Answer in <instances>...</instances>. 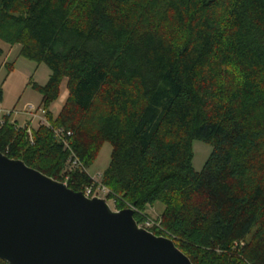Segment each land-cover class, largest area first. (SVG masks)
I'll return each instance as SVG.
<instances>
[{
  "label": "trees",
  "instance_id": "obj_1",
  "mask_svg": "<svg viewBox=\"0 0 264 264\" xmlns=\"http://www.w3.org/2000/svg\"><path fill=\"white\" fill-rule=\"evenodd\" d=\"M146 1L0 0V40L48 67L33 87L50 126L71 133L67 148L39 125L30 143L6 120L0 151L74 191L92 184L91 197L86 171L109 142L100 184L115 210L144 225L163 203L148 230L193 264H264V0ZM194 140L211 146L199 172Z\"/></svg>",
  "mask_w": 264,
  "mask_h": 264
},
{
  "label": "water",
  "instance_id": "obj_2",
  "mask_svg": "<svg viewBox=\"0 0 264 264\" xmlns=\"http://www.w3.org/2000/svg\"><path fill=\"white\" fill-rule=\"evenodd\" d=\"M0 260L7 264H193L173 240L140 226L131 207L0 151Z\"/></svg>",
  "mask_w": 264,
  "mask_h": 264
},
{
  "label": "rangeland",
  "instance_id": "obj_3",
  "mask_svg": "<svg viewBox=\"0 0 264 264\" xmlns=\"http://www.w3.org/2000/svg\"><path fill=\"white\" fill-rule=\"evenodd\" d=\"M146 4L147 6H166V3H160L155 0H147ZM149 10L151 12L155 11L152 7L149 8ZM19 50V44L11 45L0 40V108L7 110L14 108L15 110L23 111L25 106L29 103L41 105V95L33 86L34 84L40 86L44 85L50 74V70L44 63H37L21 57L19 55ZM66 96V80H63L58 99H56L49 106L52 114L56 115L58 113L64 100L66 99ZM42 115L44 116V112ZM16 118V128H22V126L25 125H30L34 128L39 126L37 124V120H32V117L28 118V115L25 113L17 115ZM111 149L112 147L109 142H103L95 159L88 166L86 171L91 177L93 184H98L94 192L101 198H103L106 193V191L102 188L103 186L100 184L101 174L105 171L109 164ZM192 150V166L195 171L199 172L211 152V146L204 141L194 140L192 142ZM65 178L67 177L65 176ZM91 186L93 187L92 184ZM92 187H88L86 189L87 193L89 190L91 191ZM108 204L112 209H114L112 201H108ZM163 208L164 204L157 201L152 206H147L144 212L150 220L155 222L154 220L160 216ZM250 236L251 234L242 241L235 239L234 246H241L250 238ZM192 254L196 257L198 256L195 251H193Z\"/></svg>",
  "mask_w": 264,
  "mask_h": 264
},
{
  "label": "built area",
  "instance_id": "obj_4",
  "mask_svg": "<svg viewBox=\"0 0 264 264\" xmlns=\"http://www.w3.org/2000/svg\"><path fill=\"white\" fill-rule=\"evenodd\" d=\"M43 112H44V110H43L42 105H35L33 103L27 104L23 111H18V110H15L14 108L11 109V110L0 108V127L5 123L6 120H8L12 124H15L16 123L15 120L17 119L16 118L17 115H21V113H25V114L28 115V118L32 117V120H37L38 121L37 122L38 125H44V126H46L48 128H51L53 133H54V135H55V137L58 140H60L65 147L69 148L67 137H69L71 133L68 131V132H66V134H64L61 129L52 128L50 126V124L47 122L45 116L42 115ZM22 127L26 128V134H27L28 140H29L30 143H32L33 142V140H32V130H33L34 127L33 126L31 127L30 125L29 126L25 125V126H22ZM68 162L70 163V167H72V168L80 167V162H79L78 158L76 157V155L73 152H71V154L69 156V159H68ZM102 188L105 191H107L105 187H102ZM90 192H91L90 190H89L88 193L86 191L85 194L88 195ZM93 196H96V193ZM143 224L144 225H141V226H143V227L148 229L152 225H155V222H153L152 220L147 218L146 221Z\"/></svg>",
  "mask_w": 264,
  "mask_h": 264
}]
</instances>
